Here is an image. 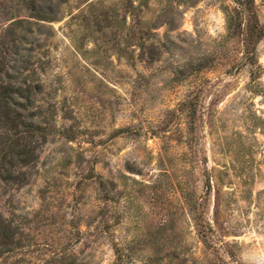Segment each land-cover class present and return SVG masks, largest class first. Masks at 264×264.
Returning <instances> with one entry per match:
<instances>
[{
  "label": "rangeland",
  "instance_id": "rangeland-1",
  "mask_svg": "<svg viewBox=\"0 0 264 264\" xmlns=\"http://www.w3.org/2000/svg\"><path fill=\"white\" fill-rule=\"evenodd\" d=\"M53 1L45 75L77 139L4 196L14 264H264V0ZM193 199L221 206L218 251Z\"/></svg>",
  "mask_w": 264,
  "mask_h": 264
},
{
  "label": "trees",
  "instance_id": "trees-1",
  "mask_svg": "<svg viewBox=\"0 0 264 264\" xmlns=\"http://www.w3.org/2000/svg\"><path fill=\"white\" fill-rule=\"evenodd\" d=\"M57 4L58 1L53 0H15L14 7H8L6 0H0V262L12 257L11 264L21 261L16 254L30 247L12 209L3 207L9 199L8 196L2 202L4 196L13 187L29 181L47 142L56 138L67 142L77 139L74 124L65 123L67 113L52 96L58 89L56 81L53 86L45 75L50 62L49 38L53 28L43 21L55 20L56 11L52 10ZM23 6L29 12L18 15ZM247 46L244 50L246 60L251 56ZM188 102L192 104V100ZM58 117L62 120L60 123ZM74 159L85 160L80 151L74 153ZM197 201L193 199L192 202L196 235L205 247L211 246L213 251H218L213 237L220 236L217 212L221 206L214 202V219L209 221L198 213ZM120 256L118 253V258ZM52 258L48 264L73 263L63 252Z\"/></svg>",
  "mask_w": 264,
  "mask_h": 264
}]
</instances>
